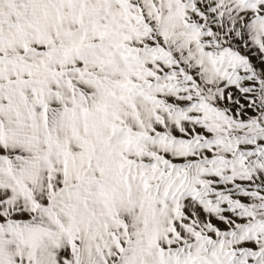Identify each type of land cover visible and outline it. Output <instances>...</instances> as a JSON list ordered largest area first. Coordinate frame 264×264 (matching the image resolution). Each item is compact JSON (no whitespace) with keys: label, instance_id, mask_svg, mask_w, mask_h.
I'll return each instance as SVG.
<instances>
[{"label":"snow or ice","instance_id":"snow-or-ice-1","mask_svg":"<svg viewBox=\"0 0 264 264\" xmlns=\"http://www.w3.org/2000/svg\"><path fill=\"white\" fill-rule=\"evenodd\" d=\"M0 264H264V0H0Z\"/></svg>","mask_w":264,"mask_h":264}]
</instances>
